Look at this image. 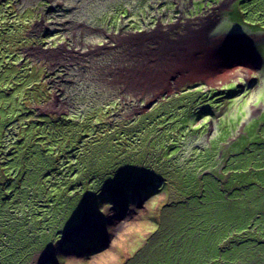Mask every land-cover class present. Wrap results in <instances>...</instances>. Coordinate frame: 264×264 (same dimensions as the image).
Wrapping results in <instances>:
<instances>
[{
	"label": "rangeland",
	"instance_id": "obj_1",
	"mask_svg": "<svg viewBox=\"0 0 264 264\" xmlns=\"http://www.w3.org/2000/svg\"><path fill=\"white\" fill-rule=\"evenodd\" d=\"M260 117L264 0H0V264L149 263L162 209L200 191L208 161L229 196ZM237 223L218 248L198 240L201 260L264 264L219 259Z\"/></svg>",
	"mask_w": 264,
	"mask_h": 264
},
{
	"label": "trees",
	"instance_id": "obj_2",
	"mask_svg": "<svg viewBox=\"0 0 264 264\" xmlns=\"http://www.w3.org/2000/svg\"><path fill=\"white\" fill-rule=\"evenodd\" d=\"M232 97V94H228L224 97V99L230 100ZM261 123V125L259 124L260 126H254V128H251L250 130L253 136L256 135V142L243 145L241 151L239 152V156H241L242 153H246L247 157L253 154L254 150L260 151L264 148V139H260L259 137L260 135H264V129H261L262 131L259 132L260 128L264 127V118H262ZM238 146H241V144ZM208 162V168L196 177V182L199 183V186H201L200 191L192 198H188L183 195V199L177 200L175 203H170L162 209V212L164 211L162 219L163 221L168 219V223L164 224L159 229L161 232L160 241L155 245L152 243L150 244L149 247H155V249L148 254L149 256L145 257V259H148L149 261V263L145 261L146 264H204V261L201 260V255L199 253V246L201 243L198 240L209 244L211 247L215 246V248H217V236L215 234L220 231L225 223L229 220L235 219L238 222L237 225L242 224V227L246 225L245 219L231 217V215H233V213L237 210H228L227 204L224 206L226 210H223L221 207H212L216 200L220 198L226 199L228 196L224 194L225 190H222V192L219 188H217V178L219 177V173L214 171L216 166L215 160ZM253 164L255 168L251 171L247 170L252 173L249 174V176L248 173H243V170L230 172L232 176L227 181L228 185L231 183L236 184L232 187L235 191L230 190L229 193L233 191L238 194L237 191L241 189L244 191L247 190V188H257L259 190L264 189V163L253 158ZM202 174L203 176L198 180V177ZM8 183H12L11 177L8 179ZM8 183L7 180H5L0 184V192H6L10 185ZM199 196L202 198L211 197L213 201L206 198L204 201L197 203ZM1 201L2 199L0 198V204ZM191 204L194 205V207L190 210L192 211L190 213L187 209ZM176 207H178V209L173 211ZM1 208L3 207L0 206V209ZM4 214L5 213H2V215ZM244 214L247 215L248 213ZM251 214L253 216L250 219L249 225L244 227L243 231L236 234L232 240L228 241L225 247H221V251H224L223 253L227 252V250H231L232 253L237 252L239 256L245 255V249H241L240 251L235 250L238 245H253V243L264 242V215L261 212L254 215L253 211H251ZM254 217L256 219H254ZM178 220L181 221V224L177 223V225H174V223ZM259 220L262 221V226L257 223ZM171 223L173 225H171ZM214 225H216V233L214 236H211V227ZM261 227L262 229L258 230V228ZM56 233L57 232H55V234ZM223 236L224 238L228 237L229 233L224 234ZM158 245H160L159 248ZM147 250L148 248H145V251ZM211 254H214V252H211ZM130 260L131 261L126 264H134L136 258L132 257ZM152 260L154 262H151Z\"/></svg>",
	"mask_w": 264,
	"mask_h": 264
},
{
	"label": "crops",
	"instance_id": "obj_3",
	"mask_svg": "<svg viewBox=\"0 0 264 264\" xmlns=\"http://www.w3.org/2000/svg\"><path fill=\"white\" fill-rule=\"evenodd\" d=\"M201 23L202 22H206V23H208V22H210L209 20L207 21V20H204V21H200ZM202 27V24L199 26V28H201ZM206 27H208L207 25H206ZM192 30H195V29H193L192 27H188V28H186V31L190 34V32L192 31ZM196 31V30H195ZM255 34H257V33H255ZM262 64H263V61H262ZM256 121V124H255V126H257V125H259L261 122H262V117H260V119L259 120H255ZM262 124V123H261ZM260 124V125H261ZM259 125V126H260ZM240 126V125H239ZM238 126V127H239ZM236 129V128H235ZM235 132H236V130H235ZM256 140H254L252 143H254ZM252 143H249V144H252ZM245 145V144H244ZM243 146V145H242ZM261 152H264V148H262V150H260V151H256V150H254V152H253V154H251V155H249V156H251V158H256V160H260L259 158H257V157H255L254 156V154H256V153H261ZM252 163V164H251ZM254 164H253V162H250V163H248V167L246 168V169H241V170H243V173H248V176H249V174H252V173H250V172H248L247 170H252V169H254L255 167L253 166ZM231 172H233V170H230ZM248 180H249V178H248ZM250 182V181H249ZM228 187H230V185H228ZM230 190H233V191H235V189H233L232 187H231V189L229 188V191ZM232 191V192H233ZM231 192V193H232ZM238 192V194H236V192H233L232 194L231 193H229L228 195V197H226V199H227V206H228V210H230L231 208H232V203L234 202V203H238V204H243V206H244V208H246V207H248V206H251V207H253V209H252V211L254 212V215L256 214V213H258V212H261L263 215H264V189H257V188H255V189H248L247 188V190H244V191H242V189L241 190H239V191H237ZM233 197H234V199H233ZM247 198L252 202V204H248L247 203ZM251 199H254V201L253 200H251ZM244 213H248L247 215L246 214H244ZM252 214H251V211H249V210H246V209H242V210H237V211H235L234 213H233V215H231V217L232 218H242V219H245V223H246V225L244 226V227H247L248 225H249V223H250V219L252 218ZM255 218V217H254ZM257 223L260 225V226H262V221L261 220H259V221H257ZM244 227H242V224H239V225H237L236 226V228H237V230H238V232H236L235 233V235L236 234H238V233H240L241 231H243L244 229ZM222 228H224V227H222ZM221 228V229H222ZM235 228V227H234ZM260 229H262V227L261 228H258V230H260ZM216 233V225H214L213 227H211V231H210V234H211V236H214V234ZM218 240H220V239H218ZM261 243H264V242H261ZM257 243H253V245H243V246H240V245H238L237 246V248L235 249L236 251H240L241 249H245L246 250V253H250V257L251 258H257V259H259V260H264V245L263 246H257L255 249H248V248H245V247H252V246H255ZM218 248V247H217ZM260 250V253H258V255H256L254 252H255V250ZM219 251H221L220 249H219ZM226 251V250H225ZM235 252V251H234ZM234 255H238V257H239V254L237 253V252H235V253H232L231 252V250H227V252H225V253H223V251H221V253H219V259L221 258V257H225V256H229V258H232V259H234ZM216 256H214V258H215ZM204 261V260H203ZM172 264H175V263H172ZM204 264H215V262H214V260H205L204 261ZM224 264H232V261L231 262H224Z\"/></svg>",
	"mask_w": 264,
	"mask_h": 264
},
{
	"label": "flooded vegetation",
	"instance_id": "obj_4",
	"mask_svg": "<svg viewBox=\"0 0 264 264\" xmlns=\"http://www.w3.org/2000/svg\"><path fill=\"white\" fill-rule=\"evenodd\" d=\"M174 3V9L175 10H179L180 8L182 9V13H183V9H185L186 7L184 6V4L185 3H179V2H177V1H174L173 2ZM203 7H204V9H203V13L208 9V7H207V4L205 3V2H203ZM194 8V6H193V4L190 2L189 3V5H188V13H187V18L186 19H190V18H193V17H196L197 15L195 14V13H193V11H192V9ZM190 12H192V13H190ZM198 13H200V12H198ZM193 15V17H190V16H192ZM182 18L181 17H175V18H173V19H169L168 20V22H167V19H165V21H166V25L167 26H169V23H171L172 21H178L179 22V20H181ZM170 20H172V21H170ZM216 20H218V17H217V19ZM156 25H161V26H163L164 24H162L161 22H160V17H158L157 19H156V23H155ZM217 22L216 21H214V22H208V23H206V22H202V27L200 28L201 29V31H205V32H208L209 30L211 31L213 28H215L216 26H217ZM165 25V26H166ZM206 25L208 26V27H206Z\"/></svg>",
	"mask_w": 264,
	"mask_h": 264
},
{
	"label": "bare ground",
	"instance_id": "obj_5",
	"mask_svg": "<svg viewBox=\"0 0 264 264\" xmlns=\"http://www.w3.org/2000/svg\"><path fill=\"white\" fill-rule=\"evenodd\" d=\"M221 7V6H220ZM220 7H218V9L220 8ZM212 15V14H211ZM214 16V15H213ZM217 19V17H215V19L214 20H216ZM213 19H209V21L210 22H213L214 21ZM192 33H196V31L195 30H192L191 31ZM201 32H205V31H201ZM209 32H210V30L208 31V32H205L206 34H209ZM252 52V51H251ZM249 53V55H248V57H247V59H251V60H254V61H256L257 59H258V61L259 62H261L262 61V57L260 56L259 58L257 57L256 58V56H255V54L254 53ZM81 241H83V242H87V243H90V240L89 239H87V238H81Z\"/></svg>",
	"mask_w": 264,
	"mask_h": 264
}]
</instances>
